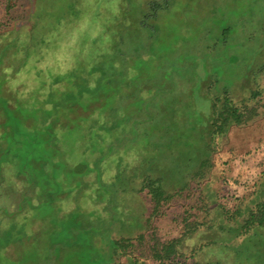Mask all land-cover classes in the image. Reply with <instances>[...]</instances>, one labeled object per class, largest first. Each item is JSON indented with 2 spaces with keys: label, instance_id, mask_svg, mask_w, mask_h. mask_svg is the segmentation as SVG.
Returning a JSON list of instances; mask_svg holds the SVG:
<instances>
[{
  "label": "trees",
  "instance_id": "trees-1",
  "mask_svg": "<svg viewBox=\"0 0 264 264\" xmlns=\"http://www.w3.org/2000/svg\"><path fill=\"white\" fill-rule=\"evenodd\" d=\"M19 1L1 3L0 199L14 209L1 206L0 216L16 219L0 232L10 236L2 248L23 235L29 215L40 222L50 215L37 214L44 205L60 213L68 201L66 211H77L111 264H264V170L240 196L214 181L216 141L257 122L260 93L211 99L187 158L193 171L173 183L181 170L171 175L169 164L178 151H169L165 134L142 145L130 113L145 109L151 124V93L142 89L150 72L132 61L149 46L168 0H28L22 17ZM102 2L116 11H100ZM128 124L133 145H115Z\"/></svg>",
  "mask_w": 264,
  "mask_h": 264
},
{
  "label": "rangeland",
  "instance_id": "rangeland-1",
  "mask_svg": "<svg viewBox=\"0 0 264 264\" xmlns=\"http://www.w3.org/2000/svg\"><path fill=\"white\" fill-rule=\"evenodd\" d=\"M2 1L0 19L4 17ZM148 1L140 0V3ZM19 4L17 16L22 17L26 13L21 6L26 8L29 2L20 0ZM113 5L102 2L100 11H116ZM115 14L119 16L122 13L118 10ZM107 15L110 13L106 12ZM152 29L155 32L150 35L153 38L149 46L139 59L132 61L139 62L142 70L150 72L143 76L142 89L151 93L148 99L154 109L151 124L148 125L149 116L145 115V109L138 115L136 110L129 111L136 115L132 118L137 120L134 124L137 135L145 134L144 138L140 134L137 141L145 145L149 139L154 145L155 138L165 134L163 140L171 146L169 151H178L169 164L171 175L179 168L181 170V174L178 171L170 177L173 183L185 180L186 175L193 171L187 158L196 153L201 125L210 117L211 99L227 92L240 101L250 99L248 97L254 90L260 93L256 98L257 122L245 128L232 129L228 136L216 141V187L240 196L264 170V69L260 70L264 67V0H168L158 11ZM250 82H254L253 86ZM130 126L128 124L125 131L117 133L115 145H133L136 135L131 133ZM259 143L262 145L252 151ZM180 146H188L189 150L183 152L178 148ZM156 160L153 158L151 161ZM86 179L93 181L91 176ZM11 201L0 199V207L11 213L14 209ZM66 205L70 207L60 213L55 206L44 205L37 214L40 217L50 215L40 222L32 221L34 214L29 215L21 226L26 234L24 231L22 236L12 234L11 239L16 241H11L4 249L2 245L10 236L3 234L0 238V264H111L109 250L105 254L100 250L101 242L98 238L92 239L88 232L90 228L84 226L86 222L76 220L74 215L77 211H66L74 203L67 201ZM170 206L175 212L174 204ZM13 222L16 219L0 216V232ZM151 225L156 227L159 223L152 222ZM94 226L92 224L91 229H95ZM157 230L158 236H163L161 225ZM94 242L96 247L99 246L97 249ZM118 259L116 257L115 262Z\"/></svg>",
  "mask_w": 264,
  "mask_h": 264
}]
</instances>
